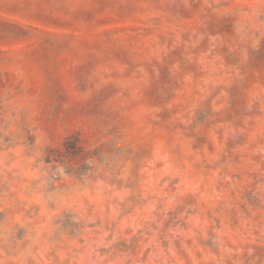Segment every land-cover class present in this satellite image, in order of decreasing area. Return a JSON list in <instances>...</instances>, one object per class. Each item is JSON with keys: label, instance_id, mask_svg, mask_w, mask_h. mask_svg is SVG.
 Masks as SVG:
<instances>
[{"label": "rangeland", "instance_id": "obj_1", "mask_svg": "<svg viewBox=\"0 0 264 264\" xmlns=\"http://www.w3.org/2000/svg\"><path fill=\"white\" fill-rule=\"evenodd\" d=\"M0 264H264V0H0Z\"/></svg>", "mask_w": 264, "mask_h": 264}]
</instances>
